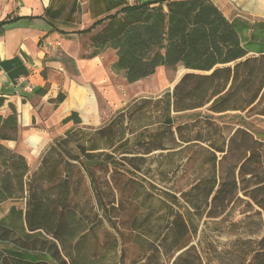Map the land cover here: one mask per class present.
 <instances>
[{"label": "trees", "instance_id": "16d2710c", "mask_svg": "<svg viewBox=\"0 0 264 264\" xmlns=\"http://www.w3.org/2000/svg\"><path fill=\"white\" fill-rule=\"evenodd\" d=\"M97 26L91 55L114 49L126 82L185 71L103 125L66 131L31 172L0 145V201H19L0 215V264H264V137L244 125L264 119V21L228 19L211 0H152L80 32ZM226 111L241 122L212 116ZM16 132L15 112L0 116V138Z\"/></svg>", "mask_w": 264, "mask_h": 264}, {"label": "crops", "instance_id": "0c3cea01", "mask_svg": "<svg viewBox=\"0 0 264 264\" xmlns=\"http://www.w3.org/2000/svg\"><path fill=\"white\" fill-rule=\"evenodd\" d=\"M146 1L152 0H0V21L16 17L0 25V116L14 111L17 120V137L0 138V145L28 166L34 161V169L54 139L71 128L99 127L140 98L129 86L153 74L126 82L113 68L114 49L91 55L89 37L100 26L80 31L122 6ZM211 1L228 19L264 21V0ZM72 112L79 123L67 119Z\"/></svg>", "mask_w": 264, "mask_h": 264}, {"label": "rangeland", "instance_id": "374dc122", "mask_svg": "<svg viewBox=\"0 0 264 264\" xmlns=\"http://www.w3.org/2000/svg\"><path fill=\"white\" fill-rule=\"evenodd\" d=\"M184 71L185 69L181 66H178L174 69L165 66H160L152 76L142 80L138 85L129 86L131 94H134V96L139 95L138 97L140 96L157 97L161 93H163V91L172 89L173 84L184 73ZM202 113L209 114V112L205 110V108H200V109L188 110L180 113H174L173 117L176 123H180L183 121L190 120L194 116ZM212 116L217 122L227 123L230 125L233 124L236 125L237 123L241 122L239 118V114L233 111L216 113L213 114ZM244 118H245L244 125L250 128V130L253 132L255 136L264 137V119L262 117L249 116ZM16 137H17V133L15 134V138ZM33 163L34 161L30 160L28 166L29 172H31L33 169ZM1 167L2 166H0V168ZM12 202H16L17 205L19 204V201H13L11 199H4L0 201V215L4 214L7 211V209L9 208Z\"/></svg>", "mask_w": 264, "mask_h": 264}, {"label": "built area", "instance_id": "2783aa9c", "mask_svg": "<svg viewBox=\"0 0 264 264\" xmlns=\"http://www.w3.org/2000/svg\"><path fill=\"white\" fill-rule=\"evenodd\" d=\"M26 90L31 91L32 90V86L31 85H27L26 86Z\"/></svg>", "mask_w": 264, "mask_h": 264}]
</instances>
